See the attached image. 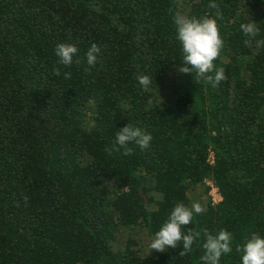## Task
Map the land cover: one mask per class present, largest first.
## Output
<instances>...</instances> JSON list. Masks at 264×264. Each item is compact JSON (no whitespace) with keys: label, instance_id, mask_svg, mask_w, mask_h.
Segmentation results:
<instances>
[{"label":"trees","instance_id":"16d2710c","mask_svg":"<svg viewBox=\"0 0 264 264\" xmlns=\"http://www.w3.org/2000/svg\"><path fill=\"white\" fill-rule=\"evenodd\" d=\"M209 2L183 14L177 0H0V264H200L202 230L220 229L233 236L220 264H239L236 245L264 236V46H245L239 28L251 20L264 40V0ZM177 14L216 19L215 88L178 71ZM59 43L78 50L69 66ZM138 72L154 85L141 88ZM169 75L185 84L166 109L156 93ZM126 124L151 134L147 149L112 150ZM190 196L203 209L181 229L200 233L191 251L178 242L149 257L131 238L112 248L120 228L152 239Z\"/></svg>","mask_w":264,"mask_h":264},{"label":"clouds","instance_id":"9594fccd","mask_svg":"<svg viewBox=\"0 0 264 264\" xmlns=\"http://www.w3.org/2000/svg\"><path fill=\"white\" fill-rule=\"evenodd\" d=\"M209 8L216 9V3L210 0ZM219 11L216 12V18H219ZM175 28V39L180 45L181 61L178 71L180 73L191 74L195 72L197 78H202L211 87L215 88L225 79L223 69H215L213 60L218 56L222 47L221 40L216 25V19L211 17L197 18L195 16H185L177 14L172 21ZM241 33L247 37L243 41L245 46H249L255 40L256 47L264 46V40L256 39L259 29L257 24L249 20L239 25ZM77 48L72 44L59 43L54 48V55L57 58V64L69 66L73 63V57L76 56ZM100 53V48L96 43L90 44L84 54L85 63L91 67ZM78 62V60H77ZM55 75H61L58 68L54 70ZM65 79L70 78V72H64ZM136 81L141 88H150L153 86V77L143 72L136 74ZM152 136L139 127L126 124L115 133L114 145L112 150L119 146L124 155L131 154V149L127 147L129 143H134L139 149L144 150L149 147ZM106 151H108L106 149ZM109 154H111L109 152ZM203 211L199 203H192L191 207L182 202H177L170 210L167 218L160 225L159 230L153 235L149 242V249L157 252L164 251L167 248L177 247V243L182 245L183 252H189L192 249L194 240L200 236L199 232L193 229L182 227L187 226L193 221L194 216ZM204 232V241L202 243L203 254L199 257L200 264H220L223 255L233 251L232 233L220 229L214 233ZM235 251L239 255V264H264V236L256 232L251 233L243 242L236 245Z\"/></svg>","mask_w":264,"mask_h":264},{"label":"rangeland","instance_id":"374dc122","mask_svg":"<svg viewBox=\"0 0 264 264\" xmlns=\"http://www.w3.org/2000/svg\"><path fill=\"white\" fill-rule=\"evenodd\" d=\"M187 2V5L185 4ZM192 4V0H177V9L180 13L183 14L189 10V6ZM185 84V78L183 76H177V75H169L167 76L166 82L164 86L159 89L156 93V100L157 103L160 106H163L164 108L168 109L172 107L173 102L176 100L178 95L180 94V86H183ZM207 161L210 165H213V154L210 153ZM205 185L210 188L209 191V198L211 199L213 205H217L220 203L221 199L219 196L218 191L213 186L212 182L207 180L205 182ZM202 196L201 190H196L197 196ZM193 200V197L190 196ZM204 197V196H203ZM156 198H158L156 196ZM195 202L194 200L192 203ZM197 202V200H196ZM128 238H131L132 240H135L138 243L139 248L141 249V252L143 255H147L149 257H153L157 251L150 250L149 249V242L151 239H147L144 237L143 233H141V229L135 228V229H126V228H120L119 232L117 234V241L112 244L113 249H123V246L125 242L128 240Z\"/></svg>","mask_w":264,"mask_h":264}]
</instances>
